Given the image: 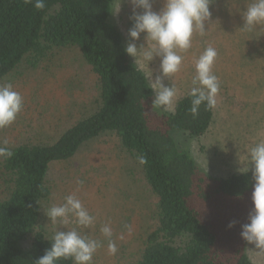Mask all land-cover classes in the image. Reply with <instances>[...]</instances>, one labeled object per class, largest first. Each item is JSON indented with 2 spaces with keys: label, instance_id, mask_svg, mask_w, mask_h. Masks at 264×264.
Returning a JSON list of instances; mask_svg holds the SVG:
<instances>
[{
  "label": "trees",
  "instance_id": "1",
  "mask_svg": "<svg viewBox=\"0 0 264 264\" xmlns=\"http://www.w3.org/2000/svg\"><path fill=\"white\" fill-rule=\"evenodd\" d=\"M115 1L45 0L37 10L26 0H0V82L22 63L36 69L67 48L80 52L97 88L83 103L84 115L58 138L9 145L14 155L2 158L8 191L0 200V264H34L50 247L41 224L51 197L50 172L104 134L118 137L156 197V225L136 264H257L240 236L253 207L251 171L211 177L174 139L173 132L192 139L207 135L215 109L201 105L194 118L189 92L174 112L152 107L148 73L125 52L126 39L111 12Z\"/></svg>",
  "mask_w": 264,
  "mask_h": 264
},
{
  "label": "rangeland",
  "instance_id": "2",
  "mask_svg": "<svg viewBox=\"0 0 264 264\" xmlns=\"http://www.w3.org/2000/svg\"><path fill=\"white\" fill-rule=\"evenodd\" d=\"M163 3L164 0H155L154 10H160ZM248 3L249 0H212V19L206 23L209 30L204 36L194 34L191 48L180 53L184 57L180 71L164 81L175 84L176 103L192 87L199 55L209 45L217 50L213 72L219 78L220 90L209 132L200 139L172 133L179 144L191 151L204 172L214 178L239 173L238 167L246 163V149L264 140V31H238L243 23L240 11ZM119 4L121 11L114 20L128 43L131 7L128 0H116L115 7ZM142 42L143 36L138 46ZM141 63L153 78L159 74V58L150 64L141 59ZM7 83L23 96L24 107L10 127L0 129V145L5 140L9 146L58 138L84 115L83 103L97 95L96 80L76 49L55 51L36 69L22 63L0 82ZM4 180L0 158V200L8 191ZM48 185L51 197L42 208L41 224L49 238L57 230L77 227L74 220L67 227L53 225L44 214L52 205L62 204L67 195H75L96 218L95 224L83 232L103 242L93 264L137 263L145 239L156 225V197L136 159L123 149L116 135L104 134L84 145L69 163L53 166ZM104 224L111 225L117 246L115 255L109 254L100 232ZM129 224L133 228L130 235L124 227ZM249 255L255 263L264 264V253L252 246Z\"/></svg>",
  "mask_w": 264,
  "mask_h": 264
},
{
  "label": "clouds",
  "instance_id": "3",
  "mask_svg": "<svg viewBox=\"0 0 264 264\" xmlns=\"http://www.w3.org/2000/svg\"><path fill=\"white\" fill-rule=\"evenodd\" d=\"M154 2L128 0L132 27L128 30L129 40L125 52L134 59L135 67L139 69L144 67L141 59L150 64L159 58V74L155 78L151 73L146 74L145 79L149 81L147 89L154 93L151 96L152 107L169 113L174 112L177 90L174 83L165 84L164 81L180 71L184 59L180 53L191 48L194 34L204 36L209 30L206 23L212 19V0H164L163 7L158 11L154 10ZM26 3L33 4L37 10H43L46 6L45 0H26ZM120 11V4L111 10L114 16H118ZM240 15L243 23L238 31L249 34L264 31V0H249ZM142 36L143 42L138 46ZM217 56V50L209 45L195 62L196 75L188 93L191 98L189 111L194 118L198 116L201 105L208 110L216 107L220 83L213 67ZM23 107V96L13 85L0 84V129L10 127ZM8 143L5 140L0 145V158L7 159L14 155ZM138 160L141 164L146 163L143 157H138ZM245 161L237 171L242 174L249 171L252 173L253 207L248 222L241 225L240 236L245 245L264 253V140L246 149ZM44 214L53 225L59 223L67 227L74 220L77 227L57 230L51 237L50 247L34 264H57L60 260H71L73 264H93V257L103 242L83 232V229H89L95 224L96 218L83 206L81 200L75 195H67L62 204L52 205ZM235 224L236 221L230 222L228 228H233ZM124 227L130 235L132 225ZM100 232L107 241L109 254L115 255L117 246L111 225L104 224ZM123 238L121 235L120 239Z\"/></svg>",
  "mask_w": 264,
  "mask_h": 264
}]
</instances>
